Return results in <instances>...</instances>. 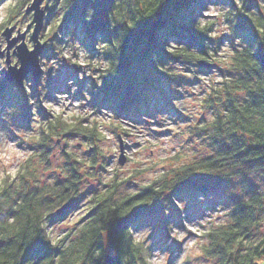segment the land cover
Returning a JSON list of instances; mask_svg holds the SVG:
<instances>
[{
    "label": "trees",
    "instance_id": "16d2710c",
    "mask_svg": "<svg viewBox=\"0 0 264 264\" xmlns=\"http://www.w3.org/2000/svg\"><path fill=\"white\" fill-rule=\"evenodd\" d=\"M219 1L228 7L225 22L230 38L239 42H231L229 70L234 77L224 79L203 100L206 108L215 111L204 126L214 152L163 172L131 194L116 197L112 184L91 197L92 206L81 218L78 234L56 240L49 233V222L53 213L60 219L67 215H56L64 204L74 208L78 204V174L72 163H66L70 175L65 180L41 184L33 165H21L15 178L0 183V264H107V254L118 255L122 264L137 260L150 264V248L134 240L132 228L161 209L163 194L178 187L207 193L264 169V11L250 0ZM62 2L63 20L72 24V32L76 28L80 32L87 52H100L105 62L92 96L114 103L118 114L144 102L155 81L168 74L169 63L212 57L210 24L198 22L205 0ZM59 43L58 39L55 46ZM75 132L97 137L95 128L83 126L82 121L77 124L57 116L48 120L32 149L40 157L53 136ZM263 232L264 194L253 191L236 202L226 223L203 232L206 243L201 251L215 264H259L264 259V234L257 236Z\"/></svg>",
    "mask_w": 264,
    "mask_h": 264
},
{
    "label": "rangeland",
    "instance_id": "374dc122",
    "mask_svg": "<svg viewBox=\"0 0 264 264\" xmlns=\"http://www.w3.org/2000/svg\"><path fill=\"white\" fill-rule=\"evenodd\" d=\"M32 1L0 0L1 51L7 46L3 31L10 27L14 29L12 37L18 30H27L26 43L32 47L31 29H27L32 14H26ZM250 1L264 11V0ZM62 4V0L42 3L46 15L40 39L48 45L40 58L42 73L38 81L27 78L23 88L8 83L4 78L6 55L0 57V183L6 177L15 178L25 163L34 166L41 184L65 180L70 175L66 163L73 164L79 177L78 204L75 208L71 205L63 219L53 213L49 222L53 240L67 233L77 235L81 218L92 206L91 197L112 184H116V197L131 194L163 172L214 152L204 126L215 111L206 108L203 100L224 79L234 77L229 70L231 42H239L229 35L227 5L205 0L198 22L210 24L212 57L204 59L212 67H200L196 61L169 63L168 74L155 81V88L146 93L144 102L121 115L114 103H107L101 95L98 99L92 96L93 83L105 62L100 52H87L80 32L77 28L72 32V24L63 20L66 8ZM58 39L61 43L55 46ZM16 61L11 55V63ZM57 116L77 124L82 121L83 126L95 128L97 137L78 132L57 134L45 143L46 152L38 157L32 149L35 139L48 120ZM119 136L124 143V165L118 162ZM188 190L178 187L163 194L161 209L132 228L134 240L150 248V264H215L202 254L201 246L206 243L203 232L226 223L239 199L253 191L264 194V169L245 181L235 178L221 183L207 193ZM258 263L264 264V259Z\"/></svg>",
    "mask_w": 264,
    "mask_h": 264
},
{
    "label": "water",
    "instance_id": "95a60500",
    "mask_svg": "<svg viewBox=\"0 0 264 264\" xmlns=\"http://www.w3.org/2000/svg\"><path fill=\"white\" fill-rule=\"evenodd\" d=\"M44 0H33L30 5L26 7V14H32V20L27 26V29H31V42L32 47L29 48L26 43V35L28 31H17V35L12 37L14 29L6 28L3 31V35L7 40V46L3 51L0 50V57L6 55L7 69L5 71L4 78L8 83H16L19 87L23 88L25 80L32 78L33 81H38L41 73L42 66L40 58L44 53L45 48L48 45L47 41L41 42L40 33L45 25L46 8L42 6ZM11 55H15L17 61L11 63ZM198 65L204 68H211L212 64L206 60H199ZM119 149L120 154L118 162L120 165H124L126 162V156L124 154V143L119 136ZM71 203L64 204L56 211V215H63L69 211ZM107 264H122V261L118 255L107 254Z\"/></svg>",
    "mask_w": 264,
    "mask_h": 264
},
{
    "label": "snow or ice",
    "instance_id": "6c2138e0",
    "mask_svg": "<svg viewBox=\"0 0 264 264\" xmlns=\"http://www.w3.org/2000/svg\"><path fill=\"white\" fill-rule=\"evenodd\" d=\"M35 247H36L38 252L42 249V245L39 241L36 243Z\"/></svg>",
    "mask_w": 264,
    "mask_h": 264
}]
</instances>
